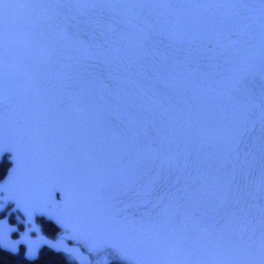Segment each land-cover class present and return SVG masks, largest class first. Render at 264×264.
I'll return each instance as SVG.
<instances>
[{"label": "rangeland", "instance_id": "1", "mask_svg": "<svg viewBox=\"0 0 264 264\" xmlns=\"http://www.w3.org/2000/svg\"><path fill=\"white\" fill-rule=\"evenodd\" d=\"M4 151L90 264H264V0H0Z\"/></svg>", "mask_w": 264, "mask_h": 264}, {"label": "water", "instance_id": "2", "mask_svg": "<svg viewBox=\"0 0 264 264\" xmlns=\"http://www.w3.org/2000/svg\"><path fill=\"white\" fill-rule=\"evenodd\" d=\"M18 232V226L10 223L7 217L0 218V249L10 253L17 254L23 247V257L27 261L37 259L39 252L43 248H48L56 253H64L72 256L78 264H90L91 256L86 253L79 245L73 244L64 238H51L43 233L36 235L20 234L14 237Z\"/></svg>", "mask_w": 264, "mask_h": 264}, {"label": "trees", "instance_id": "3", "mask_svg": "<svg viewBox=\"0 0 264 264\" xmlns=\"http://www.w3.org/2000/svg\"><path fill=\"white\" fill-rule=\"evenodd\" d=\"M11 164L10 158L6 151L1 153L0 157V179L4 177L9 166ZM37 224L40 226L41 230L55 238L58 234L60 228L53 223L51 220L45 219L43 216H38L36 220ZM55 236V237H54ZM0 264H78L72 256L66 255L64 253H56L48 248H43L34 261H27L23 257V249L17 254H10L0 249ZM109 264H122L119 262H110Z\"/></svg>", "mask_w": 264, "mask_h": 264}, {"label": "flooded vegetation", "instance_id": "4", "mask_svg": "<svg viewBox=\"0 0 264 264\" xmlns=\"http://www.w3.org/2000/svg\"><path fill=\"white\" fill-rule=\"evenodd\" d=\"M2 217H6V216H1L0 218H2ZM8 219H9V221H10V223H12V224H16L17 226H18V232H17V234H15L14 235V237H17L18 235H20V234H23V233H20L21 232V225L19 224V223H16V222H14L13 221V219L12 218H10V217H7ZM40 227V226H39ZM39 233H41V232H39ZM43 233V232H42ZM25 234H30V235H36V234H38V233H36V234H32V233H25ZM43 234H45V233H43ZM45 235H47V234H45ZM48 236V235H47ZM48 237H51V236H48ZM52 238V237H51ZM56 238V237H55ZM22 249H23V247H21ZM220 249V248H219Z\"/></svg>", "mask_w": 264, "mask_h": 264}]
</instances>
